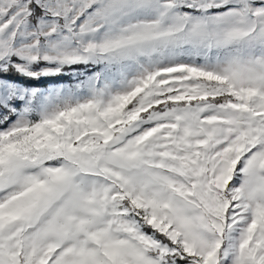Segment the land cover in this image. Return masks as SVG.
<instances>
[{"label":"snow or ice","instance_id":"1","mask_svg":"<svg viewBox=\"0 0 264 264\" xmlns=\"http://www.w3.org/2000/svg\"><path fill=\"white\" fill-rule=\"evenodd\" d=\"M0 264H264V0H0Z\"/></svg>","mask_w":264,"mask_h":264},{"label":"rangeland","instance_id":"2","mask_svg":"<svg viewBox=\"0 0 264 264\" xmlns=\"http://www.w3.org/2000/svg\"><path fill=\"white\" fill-rule=\"evenodd\" d=\"M70 81V78L68 77H63V78H60L59 80L55 81V82H64V83H67Z\"/></svg>","mask_w":264,"mask_h":264}]
</instances>
